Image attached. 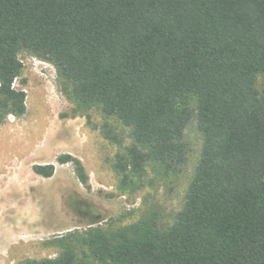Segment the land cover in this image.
<instances>
[{
	"label": "trees",
	"instance_id": "obj_1",
	"mask_svg": "<svg viewBox=\"0 0 264 264\" xmlns=\"http://www.w3.org/2000/svg\"><path fill=\"white\" fill-rule=\"evenodd\" d=\"M21 53L53 66L77 110L99 113L122 186L178 177L191 121L202 142L169 225L152 210L17 264H264V0H0V126L26 110Z\"/></svg>",
	"mask_w": 264,
	"mask_h": 264
},
{
	"label": "rangeland",
	"instance_id": "obj_2",
	"mask_svg": "<svg viewBox=\"0 0 264 264\" xmlns=\"http://www.w3.org/2000/svg\"><path fill=\"white\" fill-rule=\"evenodd\" d=\"M19 59L14 86L25 92L26 110L0 126V264L54 258L66 235L123 227L152 210L169 225L200 153L195 122L185 129L189 156L178 177L164 182L148 174L122 186L111 167L117 148L100 134L99 113L75 108L52 65L27 53ZM256 87L264 96V75ZM63 155L80 162L85 184L71 162L58 163ZM35 165H53V175L35 174Z\"/></svg>",
	"mask_w": 264,
	"mask_h": 264
},
{
	"label": "built area",
	"instance_id": "obj_3",
	"mask_svg": "<svg viewBox=\"0 0 264 264\" xmlns=\"http://www.w3.org/2000/svg\"><path fill=\"white\" fill-rule=\"evenodd\" d=\"M9 117H11V116H9Z\"/></svg>",
	"mask_w": 264,
	"mask_h": 264
}]
</instances>
